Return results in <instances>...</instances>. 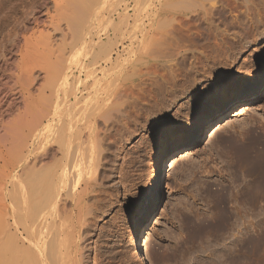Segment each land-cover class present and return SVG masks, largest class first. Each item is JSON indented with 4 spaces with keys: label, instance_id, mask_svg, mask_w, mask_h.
Instances as JSON below:
<instances>
[{
    "label": "bare ground",
    "instance_id": "bare-ground-1",
    "mask_svg": "<svg viewBox=\"0 0 264 264\" xmlns=\"http://www.w3.org/2000/svg\"><path fill=\"white\" fill-rule=\"evenodd\" d=\"M110 1H53L50 14L38 22L44 30L57 32L64 44L69 41L67 54L61 45L51 44L52 35L42 31L34 29L32 35L19 38L22 46L12 75L14 87H8L11 96H17L3 93L0 102L4 106L0 109V264H63L67 247L69 264H101L92 251L96 247L92 240L97 232L95 222L101 221L95 213L99 201L103 207L99 193L116 185V174H121L117 162L139 130L131 116L135 114L133 105L136 107L132 99L139 91L132 78L140 73L148 75L145 82L154 86L170 81L174 77L170 66L178 65L186 51L194 50L198 39L222 36L221 10L231 13L229 26L238 23L240 15L246 20L244 36L264 38V25L257 27L264 0H148L142 14L144 26L142 19H137L141 18L138 11L143 9V0H133L130 8L121 5V13L117 9L121 1ZM6 2L0 0V9ZM132 13L139 29L127 34V45L123 46L129 47L126 50L135 58L131 64H141L147 55L151 58L149 70L139 68L144 73L137 67L127 68L130 56L123 53V47L118 50L123 56L104 52L110 50L107 30L129 33L125 21ZM115 16L117 21L113 22ZM231 38L234 43L241 40L235 33ZM246 43L252 45V41ZM102 50L101 62L96 63L93 60ZM88 55L92 60L87 64L77 62L78 57ZM259 167L264 198V161ZM243 214L238 220L242 238L247 232ZM223 223L222 228L226 227ZM244 243L238 251L240 264L251 257ZM228 248L211 252L213 264L226 263ZM134 257L130 250L126 259L131 263Z\"/></svg>",
    "mask_w": 264,
    "mask_h": 264
},
{
    "label": "rangeland",
    "instance_id": "rangeland-1",
    "mask_svg": "<svg viewBox=\"0 0 264 264\" xmlns=\"http://www.w3.org/2000/svg\"><path fill=\"white\" fill-rule=\"evenodd\" d=\"M53 1L7 0L0 9L1 103L3 93L17 96H11L10 90L22 46L19 38L39 30L52 35L54 47L61 45L66 54L69 52V41L64 40V44L57 32L44 30L38 22L50 14ZM143 1V9L138 11L141 18H137L142 19V24L138 22L141 26L146 23L142 14L148 4V0ZM115 4L121 13L122 6L130 8L133 0ZM263 13H258L259 29L264 25ZM230 17L231 13L221 10L222 36L198 39L194 50L186 51L178 65L170 66L173 80L154 86L145 82L148 75L140 73L132 78L139 91L132 99L136 107L133 105L135 114L131 116L139 130L117 162L121 174H116L115 188L105 187L108 192L102 189L103 193H99V200L103 195V207L99 201L101 211L97 209L95 213L101 221L95 222L97 232L92 240L96 247L92 251L101 264H213L212 253L225 251L226 247L230 257L226 256V263H222L240 264L238 251L243 242L247 253L251 251L245 264H264V198L258 178L259 165L264 161V38L244 36L246 20L240 15L238 23L229 26ZM132 23L133 13L125 21L129 33L105 29L111 36L110 50H104L107 44L103 47L105 53L114 57L113 52L119 53L122 47L123 53H129L125 38L139 29ZM233 33L241 39L239 43H234ZM246 40L252 45L245 44ZM103 50L98 61H93L101 62ZM122 51L119 55L123 56ZM129 56L127 68L144 71L152 67L148 55L139 65L131 64L134 57ZM88 57H78L77 62L87 64L92 60ZM242 213L248 225L245 227H249L243 238L239 224ZM222 223L226 227L222 228ZM68 250L69 247L65 253L68 256H64L66 264ZM130 250L135 253L131 263L126 259Z\"/></svg>",
    "mask_w": 264,
    "mask_h": 264
}]
</instances>
